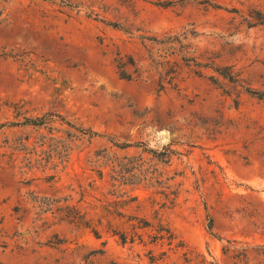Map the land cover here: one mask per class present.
<instances>
[{"label": "rangeland", "instance_id": "374dc122", "mask_svg": "<svg viewBox=\"0 0 264 264\" xmlns=\"http://www.w3.org/2000/svg\"><path fill=\"white\" fill-rule=\"evenodd\" d=\"M0 264H264V0H0Z\"/></svg>", "mask_w": 264, "mask_h": 264}, {"label": "trees", "instance_id": "16d2710c", "mask_svg": "<svg viewBox=\"0 0 264 264\" xmlns=\"http://www.w3.org/2000/svg\"><path fill=\"white\" fill-rule=\"evenodd\" d=\"M92 135H95V132H90ZM94 233L97 235V232H95V230H94ZM120 235V239L122 240V241H125V239H126V236H125V234H119ZM171 237V235L169 236V238ZM161 238H162V236H161Z\"/></svg>", "mask_w": 264, "mask_h": 264}]
</instances>
